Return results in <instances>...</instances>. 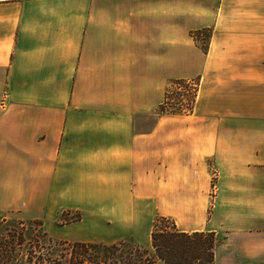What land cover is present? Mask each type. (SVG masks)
<instances>
[{
    "label": "crops",
    "instance_id": "1",
    "mask_svg": "<svg viewBox=\"0 0 264 264\" xmlns=\"http://www.w3.org/2000/svg\"><path fill=\"white\" fill-rule=\"evenodd\" d=\"M206 27L203 51L189 32ZM176 78L198 79L193 112L143 132ZM0 100V209L47 214L62 192L144 200L213 231L215 264H264V0H219L186 24L99 0H0Z\"/></svg>",
    "mask_w": 264,
    "mask_h": 264
},
{
    "label": "rangeland",
    "instance_id": "2",
    "mask_svg": "<svg viewBox=\"0 0 264 264\" xmlns=\"http://www.w3.org/2000/svg\"><path fill=\"white\" fill-rule=\"evenodd\" d=\"M99 1L101 3H114L126 8H135L148 16H156L158 18L172 15L175 23L186 24L187 20L192 19L196 15L203 14L204 11L214 10L219 0ZM195 30H190L189 34L191 35V32ZM206 34L207 31L203 29L198 35L201 44L206 43V41L208 42L209 38L207 40ZM188 80L190 83L185 87L186 89L181 85H169L168 81L166 82L164 93L167 90L169 96L164 100L162 98L159 104L166 100H168V103L166 104L165 102L163 112L157 111L158 105L155 114L142 115L143 121H148L147 125L141 128L143 132L149 128L154 116L158 118H182L193 112L199 81L196 78H189ZM207 163L211 164L209 158H207ZM209 170L212 171L210 173L212 191L215 183L213 167L210 166ZM142 193L144 194V192ZM64 194L62 192V196ZM104 195L106 196L107 193ZM62 196L60 195L61 198L59 197L60 200L57 201L54 208H50L51 206L47 207V214H39L31 218H23L12 209H0V264H51L49 260L52 258H56L61 261V264H64L70 257L69 250L67 249L68 243L73 241L105 245L123 240L126 242L131 240L133 242H127V245L118 246L116 250L117 255H109L108 258L103 257L101 255L103 254L102 252H90L83 257L93 262L100 260L102 261L101 264H120V260H127L128 258L136 262L138 256L133 250L134 243L140 248H147L148 256L152 255L153 250L150 245L152 222L155 217L164 216L157 215L159 207L147 204L144 200L141 207L106 206L96 205L95 203L84 205L79 200L74 202L73 197L63 198ZM55 201L49 198L47 206L50 205L49 202ZM69 203H76L77 207L68 208L70 206ZM149 203L152 202L149 200ZM113 212L118 213L123 220L121 222L106 221L108 220V215ZM165 217L172 219L169 216ZM178 221L176 226L179 229L188 228V224L182 223L180 219ZM39 222L42 223V226L39 225ZM48 238L51 239L49 241L51 243H48ZM41 252L44 253L43 257L46 260H39L37 258ZM159 261L161 260L154 258L151 264Z\"/></svg>",
    "mask_w": 264,
    "mask_h": 264
},
{
    "label": "trees",
    "instance_id": "3",
    "mask_svg": "<svg viewBox=\"0 0 264 264\" xmlns=\"http://www.w3.org/2000/svg\"><path fill=\"white\" fill-rule=\"evenodd\" d=\"M207 31V40L210 37L211 29L206 27L191 32L193 40L200 45L203 51L207 48V41L204 44L199 42L198 35L202 30ZM169 85H181L187 87L190 83L188 79L176 78L168 81ZM186 89V88H185ZM168 91L165 90L163 100L167 98ZM191 101V100H190ZM168 103V100L163 101L159 104L157 111L163 112L164 107ZM42 226V223L39 222ZM51 241L48 238V243ZM218 238L213 231H184L179 229L172 219L165 216H157L152 222L150 231V245L152 247V255L148 256L147 248H140L134 243L133 250L138 256V260L133 262L128 258L127 260L122 259L119 261L120 264H151L154 258L160 259L164 264H214V249L218 243ZM132 242L131 240L127 241ZM126 241H118L116 243L96 244L81 241H73L68 243V250L70 257L64 264H101L102 261L86 260L83 257L88 255L90 252L97 253L102 252L103 257L108 258L109 255H117L116 250L120 245H127ZM133 243V242H132ZM60 245V244H59ZM31 255L32 252H30ZM44 253H39L37 258L40 260H46L43 257ZM78 261V262H74ZM116 261V260H115ZM51 264H61V261L52 258L49 260Z\"/></svg>",
    "mask_w": 264,
    "mask_h": 264
}]
</instances>
